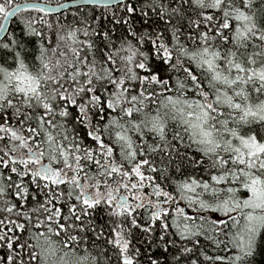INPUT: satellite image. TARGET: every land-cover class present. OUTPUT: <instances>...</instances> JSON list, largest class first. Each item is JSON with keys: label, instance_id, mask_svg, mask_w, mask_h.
Listing matches in <instances>:
<instances>
[{"label": "snow or ice", "instance_id": "1", "mask_svg": "<svg viewBox=\"0 0 264 264\" xmlns=\"http://www.w3.org/2000/svg\"><path fill=\"white\" fill-rule=\"evenodd\" d=\"M0 264H264V0H0Z\"/></svg>", "mask_w": 264, "mask_h": 264}]
</instances>
